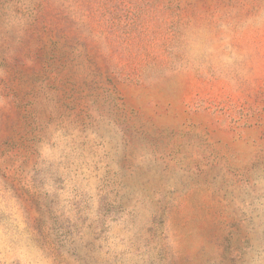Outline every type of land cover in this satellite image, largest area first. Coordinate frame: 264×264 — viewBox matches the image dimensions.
Returning <instances> with one entry per match:
<instances>
[{
  "label": "rangeland",
  "instance_id": "rangeland-1",
  "mask_svg": "<svg viewBox=\"0 0 264 264\" xmlns=\"http://www.w3.org/2000/svg\"><path fill=\"white\" fill-rule=\"evenodd\" d=\"M0 264H264V0H0Z\"/></svg>",
  "mask_w": 264,
  "mask_h": 264
}]
</instances>
